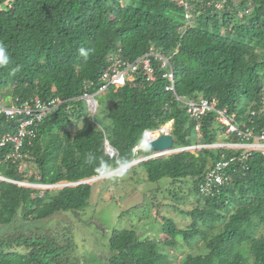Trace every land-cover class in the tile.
Returning <instances> with one entry per match:
<instances>
[{
    "label": "trees",
    "instance_id": "trees-1",
    "mask_svg": "<svg viewBox=\"0 0 264 264\" xmlns=\"http://www.w3.org/2000/svg\"><path fill=\"white\" fill-rule=\"evenodd\" d=\"M0 43L12 58L0 67L4 99L63 101L25 140L23 157L8 158L13 146L0 147V264H83L72 255L75 233L90 224L98 180L79 182L141 157L116 177L190 183L192 207H173L191 221L181 226L163 215L157 238L143 237L137 225L114 229L96 264H264V153L231 147L246 141L216 111L193 117L188 110L216 98L239 128L264 127V0H0ZM151 47L171 58L173 80L153 58L156 81L140 72L111 85L90 112L79 99L85 82L96 83L89 89L96 93L111 55L134 61ZM170 122L179 150L147 157L149 146L136 149L146 130ZM17 125L0 115V138ZM213 170L225 182L203 192ZM60 212L66 217L44 221Z\"/></svg>",
    "mask_w": 264,
    "mask_h": 264
},
{
    "label": "rangeland",
    "instance_id": "rangeland-1",
    "mask_svg": "<svg viewBox=\"0 0 264 264\" xmlns=\"http://www.w3.org/2000/svg\"><path fill=\"white\" fill-rule=\"evenodd\" d=\"M168 126L171 124L169 123ZM220 144L223 145V141L217 145ZM194 148L190 149L194 150ZM143 158L145 157L138 158L137 161ZM28 164L30 173H36L37 167L34 162L30 161ZM113 170L108 176L97 179L98 182L94 184L88 204L89 227H81L75 233L76 250L72 252V255H76L79 261L84 260L83 264H96L102 261V257L106 258L109 252V237L114 229L132 228L137 225L138 231L143 237L157 238L163 233V215L174 217L176 223L181 226H185L191 221L189 217H184L173 207V205L185 208L192 207L190 203L195 200V197L189 190L191 188L190 183L175 182L171 185H165L168 178H164L157 182L147 181L138 185L134 180H130L131 175L123 177L126 181L118 179L115 175L116 171ZM140 171L144 179L146 175L142 169ZM131 174L134 176L133 173ZM160 186L164 187L155 194L154 191H151V189ZM178 200L180 201L177 202ZM136 206H141V208H134ZM139 214L143 217L141 220H137ZM71 223L79 226L78 219ZM181 255L182 252L180 251L178 257L180 258Z\"/></svg>",
    "mask_w": 264,
    "mask_h": 264
},
{
    "label": "built area",
    "instance_id": "built-area-1",
    "mask_svg": "<svg viewBox=\"0 0 264 264\" xmlns=\"http://www.w3.org/2000/svg\"><path fill=\"white\" fill-rule=\"evenodd\" d=\"M160 61L162 68L169 67L163 76L166 78L173 79L174 73L171 66L170 60L161 54L154 47L150 48V51L143 56L137 58L134 61H124L119 56L111 55L109 57V65L107 70L104 72L100 81L102 82L99 90L96 93L91 92L89 89L96 83L90 81L86 84V90L83 93L82 98L87 103L90 112L94 113L98 107L97 95L106 91L109 86L114 85L119 88L126 84L128 80H133L137 73L143 74L146 81L152 83L156 78L155 60ZM173 86V85H172ZM172 86H168L167 89H173ZM62 99L59 97L51 98L48 101L42 100L39 97L31 101L21 102L19 98L10 97L4 99L0 94V115H4L9 119H16L18 125L14 133L7 132L0 138V147L7 145L13 146V151L8 155V158H21L23 157L22 149L25 144V140L36 136V129L38 122L45 118L47 114L62 103ZM188 108L189 113L193 117H201L207 113L216 111L218 113V119L222 123L229 125L228 132H237L244 143H231V147H244L246 152L256 149L264 153V127H262L258 133L255 128H249L246 124L239 128L237 125L232 123V119L228 117L226 109H218V100L216 98H202L197 102H190ZM159 133L166 132L164 127L159 129ZM152 131H146L144 133V140L147 143V138L152 136ZM154 137V136H152ZM190 149V147H186ZM179 149H175L177 151ZM109 154L114 155L115 151L109 149ZM223 176L213 170L207 174L206 182L202 186V191L213 190L215 186L223 184Z\"/></svg>",
    "mask_w": 264,
    "mask_h": 264
},
{
    "label": "clouds",
    "instance_id": "clouds-1",
    "mask_svg": "<svg viewBox=\"0 0 264 264\" xmlns=\"http://www.w3.org/2000/svg\"><path fill=\"white\" fill-rule=\"evenodd\" d=\"M175 1H177L178 3H182L184 0H182V1H180L179 2V0H175ZM191 18V15L189 14V12H187L186 13V19H190ZM188 25V24H187ZM158 51V50H157ZM84 52V49H81V53H83ZM160 52V51H159ZM161 53V52H160ZM162 54V53H161ZM165 56V55H164ZM165 57H167L169 60H170V62H171V58L170 57H168V56H165ZM156 61H158L159 63L158 64H160V61L159 60H156ZM155 61V62H156ZM12 62V58H11V55H10V53H9V51H8V49H7V47L3 44V43H0V67H7L10 63ZM172 66V65H171ZM160 67H161V65H160ZM162 68V67H161ZM166 68H169V67H166ZM162 69H165V68H162ZM165 73V72H164ZM174 73V72H173ZM156 79H157V77L155 78V80L154 81H156ZM173 80V79H172ZM153 81V82H154ZM90 82V81H89ZM152 82V83H153ZM88 82H85V86H86V84H87ZM99 85V84H98ZM173 85V86H172ZM114 86V85H113ZM124 86V85H123ZM168 86H172L173 87V89H174V83H172V84H170V85H168ZM167 86V87H168ZM110 87V86H109ZM109 87H108V89H109ZM122 87V86H121ZM167 87H166V89H167ZM99 88H100V86H99ZM107 89V90H108ZM173 89H167V90H173ZM99 90V89H98ZM106 90V91H107ZM106 91H104V92H106ZM104 92H102V93H104ZM84 93V92H83ZM82 96H83V94L81 95V97H79V99H83L82 98ZM97 101H98V99H97ZM98 108V107H97ZM96 112V111H95ZM170 124H171V126H172V123L170 122ZM169 125V123L168 124H166V125H164V126H160L158 129H155V130H150V129H148V130H146V131H152L151 133H152V136H154V137H157L159 134V129L161 128V127H165V129H166V127ZM171 126H169L170 128H171ZM145 131V132H146ZM144 132V133H145ZM7 133V132H6ZM144 133H143V137H142V141H141V145L140 146H138V147H136V149H140V147H142V146H148V143H149V141L151 140V139H153L154 137H152V136H149L148 138H147V143H145V140H144ZM161 134V133H160ZM107 142V141H106ZM105 142V144H106V149H107V152L109 153V149L111 148V149H113L114 151H115V153H114V155L113 156H115V154H116V150L110 145V144H107ZM109 143V142H108ZM154 154H155V152H154ZM153 155V154H152ZM151 155V156H152ZM151 156H147V157H151ZM156 156H159V155H156ZM146 158V157H145ZM145 158H143V159H145ZM143 159H141V160H143ZM141 160H139V161H141ZM135 162H138V161H136V160H134ZM135 162H133V163H135ZM131 165V164H130ZM129 166V164H128V162L127 161H122L121 162V164H120V166L119 167H121V169H119V170H123V169H126L127 167ZM119 170H116V169H114L113 171H119ZM112 171V172H113ZM111 171H109L108 173H105V174H102V175H99V176H95V177H92V178H96L95 180H97V179H99V178H103V177H106V176H108L109 175V173H110ZM95 180H92V181H95ZM89 182H91V181H89ZM24 183V182H23ZM27 184H30V185H40V186H42L43 184H33V183H29V182H27ZM68 184H70V183H65L64 185H68Z\"/></svg>",
    "mask_w": 264,
    "mask_h": 264
},
{
    "label": "water",
    "instance_id": "water-1",
    "mask_svg": "<svg viewBox=\"0 0 264 264\" xmlns=\"http://www.w3.org/2000/svg\"><path fill=\"white\" fill-rule=\"evenodd\" d=\"M165 130H166V132L159 134L157 137H154L153 139H151L149 141L148 146L155 152V154H153L152 156L164 155V154L173 152L175 150L173 148L174 143H175V138H174L173 134L171 133V128L169 126H167ZM106 143L109 144L108 141ZM133 162H135V161H132L128 164L130 165ZM119 168L121 169V167H119ZM116 170H119V169H116ZM95 179L96 178H90V179L80 181L79 183L89 182V181H92ZM75 184H77V183H70L68 185H75ZM65 217H66V214L60 212V213H55V214L51 215L50 217L46 218L44 221H49L51 219H57V218H65Z\"/></svg>",
    "mask_w": 264,
    "mask_h": 264
}]
</instances>
